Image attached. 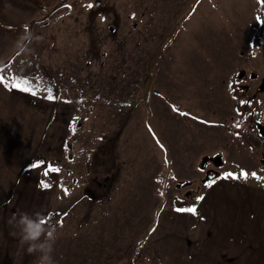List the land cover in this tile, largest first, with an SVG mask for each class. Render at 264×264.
I'll use <instances>...</instances> for the list:
<instances>
[{"label":"rangeland","instance_id":"1","mask_svg":"<svg viewBox=\"0 0 264 264\" xmlns=\"http://www.w3.org/2000/svg\"><path fill=\"white\" fill-rule=\"evenodd\" d=\"M73 1L46 3L33 40L27 30L17 41L47 56L13 60L12 83L26 77L55 103L34 105L50 117L30 161L0 169V264H37L18 211L43 214L57 264H160L153 227L190 207L206 177L221 174L219 162L249 173L227 179L264 193V2ZM84 23L93 30L82 50L67 52L65 35ZM41 33L51 41L39 42ZM50 130L59 143L47 147Z\"/></svg>","mask_w":264,"mask_h":264},{"label":"crops","instance_id":"2","mask_svg":"<svg viewBox=\"0 0 264 264\" xmlns=\"http://www.w3.org/2000/svg\"><path fill=\"white\" fill-rule=\"evenodd\" d=\"M51 1L54 0H0V54L11 50L9 58L0 64V75L5 77L0 81V169L17 168L19 164L30 161L31 151L41 137L43 125L40 122L50 117L49 111L37 113L34 105L44 102L49 106L46 110H50L55 103L34 91L26 93L23 88L15 87L11 75L13 60L22 61L18 66L23 65L25 57L38 58V52L35 53L37 50L47 56V49L43 45L38 44L35 49L31 45L29 50L27 46L25 50L23 45L18 46L17 41L27 30V41L33 40L34 26L44 24L47 20L39 21L34 17L39 10L48 8L50 5L46 3ZM56 3L59 9L71 8V4L63 0ZM89 4L96 7L95 2L88 1L84 3L86 9H92L88 7ZM25 12L30 13L29 18L24 17ZM74 29L65 35L69 42L66 44L67 52L75 51L77 47L81 51L79 40L85 35L89 36V30H93L90 23L76 25ZM40 35L37 39L39 42L51 41L50 35ZM14 70L18 72L19 69L15 67ZM45 81L47 85L52 82L51 79ZM56 82H52L54 90L57 89ZM58 87L63 89L60 81ZM52 94L53 91L48 96ZM49 128H52L51 124ZM52 135L54 139L53 130H50L44 138L47 147L59 143L57 139H51ZM221 163H218L222 170L220 176L204 182L203 191L197 196L202 199L194 198L187 204H195L196 213L187 211L185 217H180V214L185 213L175 208L172 212L178 215L176 219L153 227V252L160 264H264V193H258L257 188L246 185L241 179L224 177L225 163Z\"/></svg>","mask_w":264,"mask_h":264},{"label":"clouds","instance_id":"3","mask_svg":"<svg viewBox=\"0 0 264 264\" xmlns=\"http://www.w3.org/2000/svg\"><path fill=\"white\" fill-rule=\"evenodd\" d=\"M20 240L27 244L29 252H37V264H57L54 251V230L44 227L43 214L18 211L14 214ZM43 237V238H42Z\"/></svg>","mask_w":264,"mask_h":264},{"label":"snow or ice","instance_id":"4","mask_svg":"<svg viewBox=\"0 0 264 264\" xmlns=\"http://www.w3.org/2000/svg\"><path fill=\"white\" fill-rule=\"evenodd\" d=\"M262 2H264V0H262ZM69 7H71V5H69ZM88 7H92V4H89ZM4 79H5V77H3L2 75H0V81H2ZM21 79L24 80V83L23 84L19 83L18 81H16L14 79L15 87H17V88H23L25 91H29V92L34 91V89L31 86H29V83H28V80H27L26 77H23ZM48 98L49 99H54V97L51 96V95H49ZM173 107H175V106H173ZM237 126L239 127V125H237ZM73 131H74V129H73ZM161 147H163V145H161ZM41 163H43V161H37V165H39ZM53 170L54 171H59V169H53ZM248 175H249V173L246 170H243V169L241 170V172H240L239 175L237 173H232V172H227V171L223 173V176L224 177H232V178H240V177H243V178L246 179L248 177ZM251 175L252 176H257V174L255 172L251 173ZM257 178H259V177H257ZM42 186L43 187H49L50 185H48L47 183H44ZM197 198L198 199H202V197H197ZM180 211H188V212H191V213H196L197 206L195 204H193L190 207H188L187 209H180Z\"/></svg>","mask_w":264,"mask_h":264}]
</instances>
